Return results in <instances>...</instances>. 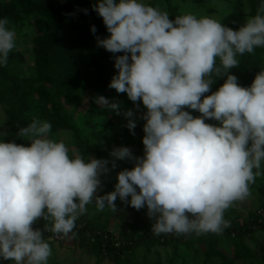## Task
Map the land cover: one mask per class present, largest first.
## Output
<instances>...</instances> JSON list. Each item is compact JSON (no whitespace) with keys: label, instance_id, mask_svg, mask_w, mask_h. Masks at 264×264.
Listing matches in <instances>:
<instances>
[{"label":"clouds","instance_id":"1","mask_svg":"<svg viewBox=\"0 0 264 264\" xmlns=\"http://www.w3.org/2000/svg\"><path fill=\"white\" fill-rule=\"evenodd\" d=\"M94 8L111 34L99 45L125 53L115 58L118 75L109 87L147 110L144 155L113 149L112 156L132 160L134 167L118 173L114 191L97 196L108 161L70 156L64 141L49 138L50 122L33 120L19 129L29 147L0 142V258L15 264H48L52 249L44 231L75 236L87 205L95 201L97 210L115 212L118 197L137 211L147 207L155 235L221 234L231 226L225 211L247 198L264 175V70L250 87L228 74L239 66L238 56L264 47V0L239 30L191 12L172 20L143 0H100ZM9 24L0 18V65L16 47ZM225 74L218 91L205 96L214 77ZM96 103L118 109L102 96ZM185 107L202 115L193 117ZM127 127L136 124L129 120ZM40 218L47 223L34 229Z\"/></svg>","mask_w":264,"mask_h":264},{"label":"rangeland","instance_id":"2","mask_svg":"<svg viewBox=\"0 0 264 264\" xmlns=\"http://www.w3.org/2000/svg\"><path fill=\"white\" fill-rule=\"evenodd\" d=\"M143 2L167 12L172 20L191 12L197 16L214 17L223 25L239 30L249 17L257 14L262 0ZM66 7L69 9L70 4ZM55 9L53 0H0V18L7 17L9 27L17 33L16 47L9 53V62L0 65V69H5L0 71V76L5 72V77L0 78V142H15L29 147L31 141L19 137V129L27 127L33 120L50 122L49 138L64 141L70 156L79 153L85 160L108 161V171L100 175L101 187L96 193L102 196L114 191L120 171L134 167V161L112 156L113 149L128 147L133 156L143 157V126L146 121L142 117L147 110L142 101L137 102V107L126 93H118L109 87L112 77L118 75L115 58L125 54L122 52L108 56L98 66L85 65L77 75L69 76L66 90L57 91L55 85L45 79L42 64L37 63L40 23H46L45 28L53 24L62 28L61 37L69 32L67 23L60 19ZM8 10H13L16 17L11 19ZM128 55L130 57V53ZM237 59L239 66L230 69L228 74L235 75L240 86L250 87L256 74L264 70V47H257L254 53H245ZM226 79L227 74L214 77L210 91L204 95L218 91ZM44 88L46 95L42 91ZM54 96L56 99H52ZM101 96L109 104H117L118 109L97 104L96 99ZM129 110L133 112L132 117L125 115ZM184 110L193 117L202 115L187 107ZM129 120L136 124L132 130L127 127ZM205 122L221 126L215 119H206ZM263 187L264 175L250 185L247 198L236 201L225 211L224 218L230 221L231 226L221 234L155 235L151 230L154 220L148 217L146 206L137 211L118 197L114 212L107 206L97 210L93 201L76 220L75 236L52 233L49 240L45 235L51 232H43L52 249L48 264H264V230L254 223L264 217V198L260 193ZM45 223L40 218L32 227L43 230ZM247 226L251 228L247 235L239 236L234 232L235 228ZM86 229L87 232L80 233ZM100 234L109 236L110 242L99 243L96 236ZM57 236L63 239H57ZM0 264L15 262L0 258Z\"/></svg>","mask_w":264,"mask_h":264},{"label":"trees","instance_id":"3","mask_svg":"<svg viewBox=\"0 0 264 264\" xmlns=\"http://www.w3.org/2000/svg\"><path fill=\"white\" fill-rule=\"evenodd\" d=\"M53 1L56 5L57 15L64 23H67L69 32L61 37L62 28H57L54 24L45 28L46 23L41 22L39 25L41 34L37 40V44H39L37 47V53L39 54L37 63L42 64L45 79L55 85V89L59 91L68 89L66 86L69 84V76L77 75L84 69L85 65L98 66L103 59L107 60L108 56L118 53H111L98 43L99 40L106 39L111 35L103 22V18L94 8L100 0ZM66 4H70L69 9ZM8 15L11 19L16 17L13 10H8ZM93 26L96 29L94 33L92 31ZM4 70V68L0 69V71ZM2 77H5V72H2L0 78ZM42 91L45 92V88ZM46 94L47 92H45ZM47 97L50 98V96ZM52 99H56V96ZM16 131H18V127H16ZM260 193L264 198V187L260 189ZM254 223L264 230V217ZM85 232H87V229L80 233L84 234ZM234 232L239 236H243L251 233V228L248 226L238 227L234 229ZM52 235V233H49L45 236L50 237ZM96 239L101 244L110 242L109 236L105 234L96 236Z\"/></svg>","mask_w":264,"mask_h":264},{"label":"built area","instance_id":"4","mask_svg":"<svg viewBox=\"0 0 264 264\" xmlns=\"http://www.w3.org/2000/svg\"><path fill=\"white\" fill-rule=\"evenodd\" d=\"M57 239H63V237H59V236H57Z\"/></svg>","mask_w":264,"mask_h":264}]
</instances>
